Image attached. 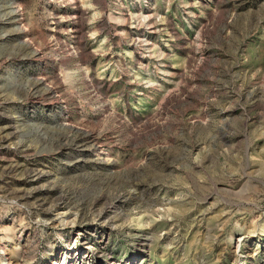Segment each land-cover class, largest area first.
I'll use <instances>...</instances> for the list:
<instances>
[{
	"label": "rangeland",
	"instance_id": "374dc122",
	"mask_svg": "<svg viewBox=\"0 0 264 264\" xmlns=\"http://www.w3.org/2000/svg\"><path fill=\"white\" fill-rule=\"evenodd\" d=\"M1 255L264 264V0H0Z\"/></svg>",
	"mask_w": 264,
	"mask_h": 264
},
{
	"label": "bare ground",
	"instance_id": "6f19581e",
	"mask_svg": "<svg viewBox=\"0 0 264 264\" xmlns=\"http://www.w3.org/2000/svg\"><path fill=\"white\" fill-rule=\"evenodd\" d=\"M10 5V4H9ZM11 8V7H10ZM13 8V7H12ZM12 10H14V9H12ZM16 10H17V8H16ZM9 11H10V9H9ZM11 13V12H10ZM16 14V11L14 10L13 12H12V15H15ZM68 200V199H67ZM17 250V249H16ZM2 252H3V250H2ZM4 254V253H3ZM5 255V254H4ZM4 255H1V260H2V264H10V262H8V261H5V258H4Z\"/></svg>",
	"mask_w": 264,
	"mask_h": 264
}]
</instances>
